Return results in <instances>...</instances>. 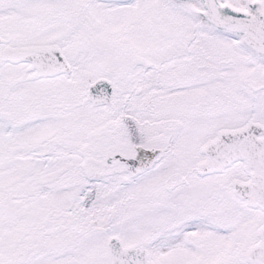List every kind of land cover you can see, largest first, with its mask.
<instances>
[{"label":"snow or ice","instance_id":"obj_1","mask_svg":"<svg viewBox=\"0 0 264 264\" xmlns=\"http://www.w3.org/2000/svg\"><path fill=\"white\" fill-rule=\"evenodd\" d=\"M0 264H264V0H0Z\"/></svg>","mask_w":264,"mask_h":264}]
</instances>
